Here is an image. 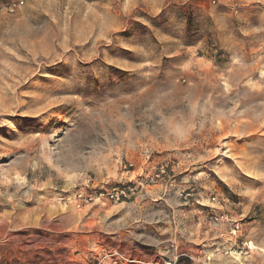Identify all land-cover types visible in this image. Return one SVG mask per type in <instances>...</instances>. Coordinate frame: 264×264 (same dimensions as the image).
<instances>
[{"label":"rangeland","instance_id":"obj_1","mask_svg":"<svg viewBox=\"0 0 264 264\" xmlns=\"http://www.w3.org/2000/svg\"><path fill=\"white\" fill-rule=\"evenodd\" d=\"M11 1L0 264H264V0ZM159 164L167 190L72 205Z\"/></svg>","mask_w":264,"mask_h":264},{"label":"built area","instance_id":"obj_2","mask_svg":"<svg viewBox=\"0 0 264 264\" xmlns=\"http://www.w3.org/2000/svg\"><path fill=\"white\" fill-rule=\"evenodd\" d=\"M23 3V0L11 1L10 4H8V10L12 12L23 5ZM132 166V164H129L128 168H131ZM144 185H146L147 187L164 186L166 190L172 187L173 182L170 181V177L167 175V165H155L151 167V171L147 172L146 174L139 176L136 179H129L122 184L103 186L94 191L79 190L73 195V199L71 202L73 207L76 209H82L94 203H125L132 199V196L135 194V190L139 186L143 187ZM223 220H227V222H229L228 219H223L222 217H218L217 215H214L212 217V221L215 225H221ZM239 228L240 227L237 222H231L230 231L228 233L223 232L220 234L221 247L219 249L216 248V251L219 252V254L221 253V255H226L229 257L231 256L232 252H234L236 254H240V256L242 255V249L236 244L237 240L239 239ZM207 260L209 259L207 258ZM126 262H128V264L129 262L131 264H141L136 259L130 260L126 258L125 264H127Z\"/></svg>","mask_w":264,"mask_h":264},{"label":"crops","instance_id":"obj_3","mask_svg":"<svg viewBox=\"0 0 264 264\" xmlns=\"http://www.w3.org/2000/svg\"><path fill=\"white\" fill-rule=\"evenodd\" d=\"M230 260V259H229Z\"/></svg>","mask_w":264,"mask_h":264}]
</instances>
